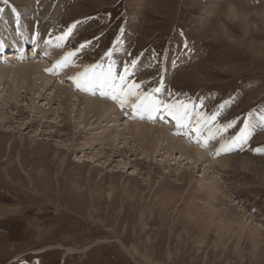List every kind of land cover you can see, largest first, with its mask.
I'll return each mask as SVG.
<instances>
[{
    "label": "rangeland",
    "instance_id": "374dc122",
    "mask_svg": "<svg viewBox=\"0 0 264 264\" xmlns=\"http://www.w3.org/2000/svg\"><path fill=\"white\" fill-rule=\"evenodd\" d=\"M0 9V39L8 28L24 42L3 48L0 64L46 61L54 76L45 90L0 85V264H264V0H0ZM51 39L64 56L76 49L84 69L117 76L129 64L127 82L159 110L145 120L136 93L134 103L121 94L115 126L90 113L83 127L82 111L49 100L84 73L43 53ZM79 88L91 98L106 90ZM134 121L176 129L208 160L142 149ZM104 129L121 133L118 154L101 144L109 134L96 136Z\"/></svg>",
    "mask_w": 264,
    "mask_h": 264
},
{
    "label": "bare ground",
    "instance_id": "6f19581e",
    "mask_svg": "<svg viewBox=\"0 0 264 264\" xmlns=\"http://www.w3.org/2000/svg\"><path fill=\"white\" fill-rule=\"evenodd\" d=\"M5 14L6 13L2 14L1 17L4 18ZM6 24H8L7 20H6ZM1 32L4 33L5 35L1 36L2 40L0 39V53L2 50H4L3 48H5V47H8L10 45L13 47V46L19 45L23 42V41L21 42V41L14 40V35H15L14 33L15 32L11 31L8 28L5 31L3 29H1ZM23 44H24V42L21 45L24 46ZM60 44L61 43L57 41V45H56L54 43V40H52V39L47 41L46 43L43 44L44 45L43 50L45 49L43 53L47 54V56L49 55L50 57L54 58V60L55 59L58 60V62H62L63 61L62 58L65 57L64 53L66 51H63L61 49ZM38 45L40 47L39 43H38ZM38 49L40 50L42 48H38ZM32 55H35V57H37V53H32ZM10 56H11V54L9 53V54H7V56H5V58H8ZM11 58H12V60L14 58L16 59L15 55H12ZM75 59L76 58H74V56L68 57V63L70 64V66H69L70 71L75 70V72H76L77 70L79 71L80 69H84V68H81L79 66V65H82L81 64L82 60H77V63H76ZM18 60H20V59H18ZM44 63H47V62L42 61V62H38V63L37 62L26 63V64H20V65L15 66V67H13V66L10 67V66L0 64V85H1L3 79L10 78L11 81L12 80L15 81L18 79H21L22 81H24V84H26L25 88L28 92L34 90V88L37 89L38 87L42 88V90H45L47 87H50L52 85L54 86V80H53L54 76L49 77L45 74V70L48 68H46V66L45 67L43 66ZM60 65L61 64L58 63V66H60ZM108 70H109V68H107L105 65L99 69H96V70L95 69H89L88 70V76L91 77V76L95 75L98 78V82L92 86H88L86 84V82L84 84H85V87L89 90H93L94 88L98 89V87L100 88L101 86H103V88L106 87V90H104L105 92H102V93L100 92L99 94H101V96L109 95V97H110L109 101H106L101 96H98L99 95L98 91L93 92L94 98H91L90 96H84V95H81L79 93L73 94V91H75V88H79V87H77V83L84 85L82 83L81 79H79V81H77L75 78L73 79L74 80V86L72 85L73 88L72 87L69 88L68 86L60 87V85H59L60 83L57 84L55 86L56 89L54 91H51L52 97L49 100H51V101L57 100L59 102V105L62 107V110H64L65 113H67L70 116L72 114L78 115L80 113V111H82V118H83L82 123L85 124V126H83V127H86V125H88L89 121L87 120V116L90 113H92L91 118H94L93 124L97 123L101 120L105 121L106 119H108V118L110 119V117H111L114 122H112L111 124H109L107 126L108 127L109 126L110 127L115 126V124L120 121L121 115H119L120 113H118V107H119L118 103H115L114 99H112L111 94L113 93V87L111 86L110 81H107L105 79V76L108 73ZM84 71H85V69L83 70V72ZM64 75H67V74H62L61 76H58L61 81L64 79V78H62V77H64ZM72 75L74 76V75H76V73H74V74L72 73ZM112 75H113V73H112ZM80 78H81V75H80ZM36 79L42 80L38 86L36 84V81H37ZM84 80H83V82H84ZM52 82H53V84H52ZM119 84L121 85V83H119ZM109 87H112L111 88L112 90ZM81 88H83V87H81ZM81 88H79V89H81ZM2 89L3 88H0V90H2ZM16 91H19L18 86H17ZM124 92L127 93L128 89ZM135 93H136L135 89H133V92L131 95H124V99L126 100L127 98H129V100L133 102V100L135 99V98L133 99ZM39 94H42V93L40 92ZM11 95H12V99H13L12 100L13 104L16 106V108H20L19 104H20L21 100H19V97L21 94H19V93L17 94L15 92H13ZM72 96L75 97V99L73 101L71 99ZM70 101H72L73 104H74V101H78L79 102L78 107H75L74 109L70 108ZM32 102L34 103V101H32ZM136 102L137 101H135V103ZM149 103H150V101H147L146 105ZM10 104L11 103H9V105H7V106H10ZM80 105H84V107L80 108ZM35 107H36V105L33 104V108H35ZM80 109H82V110H80ZM145 111H146V115H147L145 120L149 119V115L151 116V118L154 117L152 115L153 114L152 110L149 112L145 108ZM189 125H190L189 123L186 124L184 122H182V124H181V126H183V127H186V126L188 127ZM169 127H171V126H169ZM127 129L132 134V136L135 137L136 143L138 142L137 144L142 149H144L146 151H149L150 148H153L156 152L159 150H164V153L169 154V155H172L174 152H176V153L181 152L182 154H185V156H186V158H182V159H188L193 164L199 163V162L204 163V161L208 160V159L206 160V158H205L206 155H204V152L200 149V147H195V148L191 147L193 149H188L189 146H186L185 142L183 143L179 138H176L175 135L173 134L176 131V129L171 130V129L166 128L164 126L150 125L147 123L142 124V123H139V121L138 122L134 121V123L129 122L127 124ZM178 130L180 131V127H178ZM178 130H177V132H178ZM105 133L109 134V137L105 138L106 142L103 141V143H101V144L103 146H105V145L109 146L110 150H111L110 152H113L115 155L118 154V152H120V151H118L120 148L117 147L116 141L119 140L121 133L119 132L118 135H116V137H115L114 135L111 134V133L114 134L115 130L110 132L109 130L104 129L103 132L96 133V136H103V134H105ZM97 139H98V137H97ZM215 183L216 182L213 181V182L206 184V187L209 189V191H211V192L213 191V188H215ZM119 241L124 246L125 251H127V253L132 258H134L133 253L128 249L129 247L127 248L125 246V244L120 239H119ZM63 247L67 251H71V249H72L71 247H65V246H63Z\"/></svg>",
    "mask_w": 264,
    "mask_h": 264
},
{
    "label": "snow or ice",
    "instance_id": "6c2138e0",
    "mask_svg": "<svg viewBox=\"0 0 264 264\" xmlns=\"http://www.w3.org/2000/svg\"><path fill=\"white\" fill-rule=\"evenodd\" d=\"M3 3L7 4V3H8V0H3ZM0 11H2V9H0ZM72 27H75V25L71 26V27L68 29V31L64 33V36H62V37H58L57 39H58V40H63V39H65L67 36H69L70 33H71V30H72ZM81 47H83V45H81ZM76 51H77L76 49H73L71 52H67V54H66V56L64 57L63 61H62V62H58V63H60L62 66L67 65V64H68V57H73V56H75V55H76ZM131 63L134 64L135 61H132ZM92 67H93L92 65H89V66L85 69L84 73L80 74V75H82V76L87 77L86 84H87L88 86H92V85H94L95 83L98 82V78H97L95 75H93V76H91V77L88 76V70H89L90 68H92ZM122 67H123L124 75H119V74H118L117 76H113V75H112L111 68H109L108 73H107L106 76H105V79L108 80V81H110L111 86H112L113 88H115L116 83H117V80L123 82V83L120 85V94H117V95H113V96H112V99H114V100H118L121 104L124 103V100L121 99V94H122V95H131V94H132V89L137 88V84H136V83L129 84V83L127 82V80H126V76H127V74H128V69H129V64H123ZM75 79H76L77 81H79L80 76L75 77ZM80 86H81V85H80L79 83H77V87H80ZM125 88L128 89V92H127V93L124 92V89H125ZM155 91L158 92L159 89H155ZM136 99H137L138 101H140L139 104L134 105V110L137 111V112H139L142 108H146V110H148L149 112L151 111L152 108H155L156 110H159V107H160V106H159L158 104H156L155 101H150V97L147 96V95H143V98H142V94L139 93V92H137V93H136ZM146 101H150V103L146 105V104H145ZM149 119H151V116H150V115H149ZM246 127H247V126H246ZM242 131H243V130H242ZM242 139H243V136L237 137L235 140H233V141L231 142V144H235L236 142L241 141ZM221 147L223 148V145H222ZM230 149H231V145H229L228 150H230Z\"/></svg>",
    "mask_w": 264,
    "mask_h": 264
}]
</instances>
